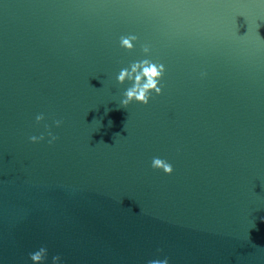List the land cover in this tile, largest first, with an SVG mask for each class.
<instances>
[{"label":"water","instance_id":"1","mask_svg":"<svg viewBox=\"0 0 264 264\" xmlns=\"http://www.w3.org/2000/svg\"><path fill=\"white\" fill-rule=\"evenodd\" d=\"M144 59L162 94L123 107ZM41 247L264 264V0H0V264Z\"/></svg>","mask_w":264,"mask_h":264},{"label":"clouds","instance_id":"2","mask_svg":"<svg viewBox=\"0 0 264 264\" xmlns=\"http://www.w3.org/2000/svg\"><path fill=\"white\" fill-rule=\"evenodd\" d=\"M137 40L138 37L135 35L124 36L121 37L120 44L123 48L133 50L135 47L134 42ZM143 52L145 54L150 53V48L148 46H144ZM165 71L166 69L164 65H158L149 59H144L143 61L131 64L130 69H121L117 77L118 82L120 84H124L125 81H133L132 86L129 87L123 94L124 99L121 101L122 106L127 107L133 101L148 104L152 92H155L157 95L162 94L160 80L163 78ZM44 119L45 117L42 114L36 117L37 122H41ZM55 123L57 127H60L63 122L61 120H57ZM48 136L51 137L49 143H52L58 139V137L53 135L51 131L48 132ZM44 138V135H41L39 137L32 136L30 139L32 142L36 143L43 140ZM152 167L161 169L169 175H171L174 171L173 166L161 158H153ZM47 255V248L41 247L38 251L30 254V259L34 262V264H44ZM53 264H61V257L58 255L54 256ZM148 264H169V260L167 258L163 260L156 259L149 261Z\"/></svg>","mask_w":264,"mask_h":264}]
</instances>
